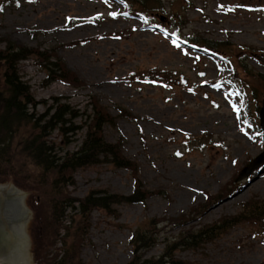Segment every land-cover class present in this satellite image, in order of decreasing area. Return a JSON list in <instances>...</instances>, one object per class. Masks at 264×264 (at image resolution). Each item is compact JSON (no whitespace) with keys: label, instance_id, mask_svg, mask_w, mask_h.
I'll return each mask as SVG.
<instances>
[{"label":"rangeland","instance_id":"1","mask_svg":"<svg viewBox=\"0 0 264 264\" xmlns=\"http://www.w3.org/2000/svg\"><path fill=\"white\" fill-rule=\"evenodd\" d=\"M162 2L166 18L157 19L175 24L168 27L171 34L127 14L118 0H0V38L54 51L79 81L77 85L47 81L48 70L39 59L19 63L35 99L30 110L44 116L42 121L54 106L66 104L74 111L67 116L66 126H76L68 139L59 127L48 134L54 150L62 155L77 149L96 97L115 118L105 124L104 138L120 142L124 154L137 164V178L108 162L76 171L74 183L65 189L74 201L63 209L65 220L54 223L53 239H44L41 232L47 230L34 213L51 219L45 178L42 191L34 192L39 204L35 210L30 206V264L62 259L67 231L80 227L75 220L86 224L78 247L72 243L75 237L67 238L78 251L79 264H126L133 257L128 241L143 220L164 218L156 226L159 243L141 252L154 258L162 253L163 240L174 241L180 234L233 217L240 219H231L227 229L197 247L177 249L173 257L184 264H264V225L239 216L246 202L264 200V168L251 180L239 178L264 152L259 117L264 102V6L245 0ZM181 4L187 8L182 18ZM170 12H176L172 16L183 24L171 20ZM176 32L228 42V54L190 47L173 38ZM155 70L179 76L144 82L146 73ZM121 109L135 119L120 115ZM190 138L194 145H188ZM19 171L20 178L14 176L24 189L17 186L28 200L33 188L23 178L28 173ZM6 182L10 181L0 183ZM136 183L150 191L143 203H115L110 211L79 208V199L91 190L131 195Z\"/></svg>","mask_w":264,"mask_h":264},{"label":"trees","instance_id":"2","mask_svg":"<svg viewBox=\"0 0 264 264\" xmlns=\"http://www.w3.org/2000/svg\"><path fill=\"white\" fill-rule=\"evenodd\" d=\"M120 1L125 4L128 12L142 16L148 20V24H163V21L155 20L157 16L166 18L163 13L167 11V8L162 0ZM245 1L248 3L251 1L249 4L254 6L264 5V0ZM180 8L182 11L185 7L181 4ZM177 18L181 22V18ZM189 41L197 46L219 52H227L226 50H228V42H218L198 35L189 37ZM29 58L39 59L41 63H45L46 70H48L47 81L49 82L61 80L71 85L74 83L77 85L79 81L75 74L66 69L64 62L54 51L42 52L38 48L24 46L8 38L7 40L0 38V182L13 181L23 188L22 184L16 181L17 178L14 175L20 176L19 169L33 175L31 179V176L24 173L23 177L30 182L33 188V193L28 198V204L33 209L35 204H39L38 195L34 192L42 191L40 183L46 178L47 188L44 192L50 204L46 212L51 219L48 220L47 215L41 216L36 212L34 213L35 218L38 219L39 223H42L41 226L45 225L47 230L44 233L41 232V234H45L44 239H53V235L55 236L54 223L65 220L67 216L64 215L63 209L67 205H72V201H74L65 189L69 184L74 183L73 175L76 171L87 166L108 162L114 167L130 171L136 177L137 164L124 154L120 142L111 143L104 138L103 128L105 124L110 125L115 118L110 116L108 109L96 97L91 100L92 115L87 123L84 137L77 144V149L59 155L54 150V145L47 139L48 134L59 127L63 131L64 137L68 139V132L73 131L76 126H66L67 121H69L67 116L74 114V111L66 104L54 106L52 114H46L47 118L42 121L44 116H37L33 110H30L32 106L34 107L35 99L29 84L24 80L19 70V63ZM172 74L173 72L161 70L146 73L149 79L152 78L153 80H165ZM120 115L128 119H135L125 109H121ZM189 141L192 144L193 139ZM12 146H14V153L11 151ZM18 154L23 156L19 157ZM22 183L28 189V182L23 180ZM153 193L161 195L164 192L156 191ZM149 194L150 191L142 188L139 183L135 184V191L131 195H120L106 190H91L87 196L79 199V208L82 212H89L92 209L110 211L115 203L145 202ZM46 196L43 195L42 198L46 200ZM241 215H246L264 225V200L246 202L239 216ZM163 219L143 220L137 226L129 240V244L133 248V257L126 264H184L173 257L177 249L197 247L201 242L211 239L227 229L231 219L238 221L240 218L233 217L220 224L202 227L194 233L180 234L174 241L167 238V240H163L165 246L158 257H144L141 252L149 251L159 243L160 236L156 226ZM77 223L80 227H75L70 231L67 229L63 239L64 255L54 264L80 263L78 251L71 244L74 243L78 247L81 239L79 234L84 235L86 224L83 221L77 222L75 220V225ZM81 227L82 230H80ZM73 237H75V241L69 244L67 238Z\"/></svg>","mask_w":264,"mask_h":264},{"label":"water","instance_id":"3","mask_svg":"<svg viewBox=\"0 0 264 264\" xmlns=\"http://www.w3.org/2000/svg\"><path fill=\"white\" fill-rule=\"evenodd\" d=\"M261 121L264 128V106ZM263 165L264 152L242 170L239 178H248ZM26 195L13 183L0 184V264H23L22 255L26 256L29 244L25 229L31 215Z\"/></svg>","mask_w":264,"mask_h":264},{"label":"bare ground","instance_id":"4","mask_svg":"<svg viewBox=\"0 0 264 264\" xmlns=\"http://www.w3.org/2000/svg\"><path fill=\"white\" fill-rule=\"evenodd\" d=\"M27 257L22 255V262L23 264H27Z\"/></svg>","mask_w":264,"mask_h":264},{"label":"snow or ice","instance_id":"5","mask_svg":"<svg viewBox=\"0 0 264 264\" xmlns=\"http://www.w3.org/2000/svg\"><path fill=\"white\" fill-rule=\"evenodd\" d=\"M112 15H113V16H115V15H116V13H112Z\"/></svg>","mask_w":264,"mask_h":264}]
</instances>
